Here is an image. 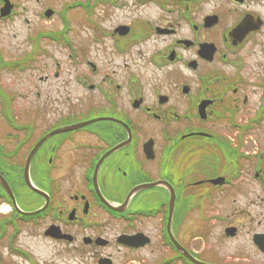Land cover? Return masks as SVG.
Here are the masks:
<instances>
[{"label": "flooded vegetation", "instance_id": "obj_1", "mask_svg": "<svg viewBox=\"0 0 264 264\" xmlns=\"http://www.w3.org/2000/svg\"><path fill=\"white\" fill-rule=\"evenodd\" d=\"M82 6L86 69L41 76L52 87L18 111L0 82V176L17 203L0 179V264L22 262L40 237L59 252L98 253L86 240L107 238L112 223L123 230L106 247L142 235L147 246L117 245L155 244L161 264H185L168 232L172 193L171 229L189 252L197 254L183 242L190 213L218 201L226 213L210 216L225 223V246L245 237L240 256L229 250L223 264H264V0ZM94 118L45 140L26 182L44 136Z\"/></svg>", "mask_w": 264, "mask_h": 264}, {"label": "rangeland", "instance_id": "obj_2", "mask_svg": "<svg viewBox=\"0 0 264 264\" xmlns=\"http://www.w3.org/2000/svg\"><path fill=\"white\" fill-rule=\"evenodd\" d=\"M77 1L79 0H14L16 7L11 17L0 19V52L4 61L9 62L16 58H22L26 52L32 49L34 37L37 38L40 33L51 31H66L67 36L71 38L73 48L78 49L79 47L82 50L85 47V39L88 38L86 24L89 23V18L86 17L84 9L78 4L70 8L71 3ZM201 2L205 8L212 5L209 2ZM48 7H52L56 11L51 18L44 15V11ZM67 21L70 23L68 29L64 26ZM37 48V59L27 68L19 69L17 66L15 68V66L5 63L6 66L2 69L5 73L1 74L0 82L4 87L3 90L12 97V105L14 109L17 108V111L21 106L25 109L29 103L37 101V91H40L41 96H44L52 87L47 82L42 83L41 76L61 71V77H64L86 69L81 55L72 50L73 48L66 46L65 42L55 41L53 38H40ZM71 54L74 56L70 57ZM89 57L96 61L93 50ZM217 212L226 213L225 206L218 201L211 206H197L190 213L184 226L183 242L192 247L199 254L200 259L208 263H225L227 251H235L237 256H240L244 250L245 237L243 235L239 237L238 241L228 242L225 246L226 239L223 234L225 223L213 220L210 216ZM153 223L154 220L150 222L151 229H153ZM110 226L112 230L109 229L106 234L108 238H113L123 230V226L115 227L116 223H112ZM31 244L37 264H98L101 254H111L114 264H160L165 258L163 252L155 244L136 253L125 249L119 250L113 244L107 249H98V253L89 249L86 255L75 254L72 251L59 252L56 245L41 237L38 240H31ZM240 244L241 248L237 249ZM213 251L216 252L217 257H213ZM219 254L221 255L219 256ZM237 256L236 260H238ZM86 257L84 262L83 258ZM17 264L30 263L22 261Z\"/></svg>", "mask_w": 264, "mask_h": 264}, {"label": "water", "instance_id": "obj_3", "mask_svg": "<svg viewBox=\"0 0 264 264\" xmlns=\"http://www.w3.org/2000/svg\"><path fill=\"white\" fill-rule=\"evenodd\" d=\"M10 6L6 5L4 8H3V12H2V15L5 16L7 14H9L10 12ZM47 15H52V12L51 11H48L47 12ZM174 239V238H173ZM181 248V247H180ZM105 261V264H111V261L109 259H104ZM197 261V260H196ZM200 264H204V263H201Z\"/></svg>", "mask_w": 264, "mask_h": 264}]
</instances>
